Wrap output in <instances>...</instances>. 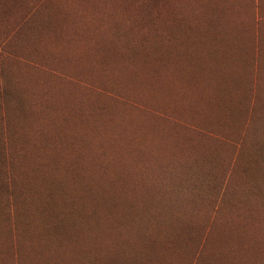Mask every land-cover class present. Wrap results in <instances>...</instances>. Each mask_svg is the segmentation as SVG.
<instances>
[{
    "label": "rangeland",
    "instance_id": "1",
    "mask_svg": "<svg viewBox=\"0 0 264 264\" xmlns=\"http://www.w3.org/2000/svg\"><path fill=\"white\" fill-rule=\"evenodd\" d=\"M17 1L0 22V264H107L108 246L264 264V0ZM218 68L240 85L202 90Z\"/></svg>",
    "mask_w": 264,
    "mask_h": 264
},
{
    "label": "trees",
    "instance_id": "2",
    "mask_svg": "<svg viewBox=\"0 0 264 264\" xmlns=\"http://www.w3.org/2000/svg\"><path fill=\"white\" fill-rule=\"evenodd\" d=\"M19 1V0H18ZM18 1L16 2V3H18ZM33 2H32V4L30 3V0H29V6L31 7V5L33 6L34 4H36V2L38 1V0H32ZM130 1H132V2H130ZM127 0V4H126V6H129V7H136V9H134L133 10V12L135 11H137V13L139 14V9H138V7L136 6V5H138V1H136V0ZM46 0H40V2H38L40 5L39 6H42L43 4H46ZM134 4V5H133ZM13 5H12V2H10V0H0V22L2 21V17H6L7 16V14H8V12L9 11H13V7H12ZM143 6V5H142ZM145 7H147V6H145ZM153 6H149V8H152ZM111 10V9H110ZM114 12V11H113ZM113 12H110V13H108V15H106L109 19H111V20H113V21H118V20H116L115 18H113V14H111V13H113ZM132 11L131 10H129V13H131ZM128 13V14H129ZM8 17V16H7ZM113 18V19H112ZM5 20V19H4ZM130 23H131V25L133 26L134 25V23L133 22H131V21H129ZM2 23V22H1ZM135 27H136V29H138V25H134ZM28 30V29H27ZM108 32H109V30L108 29H106ZM138 33V32H137ZM109 34V33H108ZM108 34H107V36H108ZM144 36H145V34H144ZM30 37H32V35L30 36ZM43 38V37H42ZM75 47L73 48V51H72V53L73 52H75V51H78V53H79V57L77 58L79 61H84V60H87L89 57L87 56V54L89 53V50L88 49H90V47H87V46H84V44H73ZM113 45H115L116 46V48L119 46V43L117 42V41H113L109 36L107 37V41H106V45H105V48H106V53L107 52H109L110 50H111V46H113ZM77 46H83L81 49H76L77 48ZM74 49H76V50H74ZM93 53H95V51H92ZM71 53V52H70ZM105 53V54H106ZM92 56H94V55H92ZM99 58V57H98ZM106 63H108V61L106 60L105 61ZM168 65H161V62L159 63L158 62V66H156L155 68H153V71H158V70H160V72H162V73H167L168 71ZM252 70V69H251ZM250 70V71H251ZM218 72H219V75H220V78H221V80H216V81H214L213 80V82H205V83H203V84H201V86H203V88H202V90H207V89H209V88H212V90L213 89H216L217 91L216 92H218L219 90H221V89H223L222 87H224V86H227L226 88H228V89H233L234 88V84L235 83H237L238 85H240V83H241V81H237V80H235V79H231V81H230V83L229 82H227L228 80H230V79H227L226 78V82H225V78L224 77H226V73L228 74L229 73V70H223V71H221V70H219V68H218ZM233 72V71H232ZM187 73H190V75H192V73L191 72H189L187 69H185V70H183V71H181L180 72V74H183L184 76H187ZM234 73V72H233ZM188 79L189 78H187L186 77V82L188 81ZM174 83H176V82H174ZM222 83H229V84H227V85H222ZM221 85V86H220ZM177 87H178V85H177ZM193 94L191 93V96H192ZM264 135V134H263ZM76 143L77 142H75L74 144H75V150L76 151H81V150H78L77 149V147H76ZM85 151V150H84ZM30 223V222H29ZM117 233H118V235L116 236V237H120L121 236V232H118L117 231ZM22 244H25V246L27 247L28 246V244H27V242L25 243V242H23ZM102 244H104V243H102ZM101 244V245H102ZM70 246L69 247H72V248H74V251H76V252H79V254L80 253H82V250H83V248H82V246H81V244H80V242H77V240H75V242H72V244H69ZM115 246V245H114ZM115 249H113V248H110V246H108V248H107V250L109 251V250H113V252L110 254L109 253V255L108 254H106V257H105V260H104V262H106L107 264H147L146 263V258H145V256H143V255H137V253H134L133 255H127L126 257L122 254L125 250L123 249V247H114ZM145 258V259H144ZM214 258V257H213ZM208 259V256L206 257V260ZM148 260V259H147ZM149 261V260H148ZM163 261H164V259L162 260V261H160L161 263H163Z\"/></svg>",
    "mask_w": 264,
    "mask_h": 264
}]
</instances>
